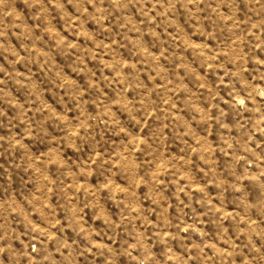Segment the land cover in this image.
Wrapping results in <instances>:
<instances>
[{
  "label": "rangeland",
  "instance_id": "rangeland-1",
  "mask_svg": "<svg viewBox=\"0 0 264 264\" xmlns=\"http://www.w3.org/2000/svg\"><path fill=\"white\" fill-rule=\"evenodd\" d=\"M0 264H264V0H0Z\"/></svg>",
  "mask_w": 264,
  "mask_h": 264
}]
</instances>
